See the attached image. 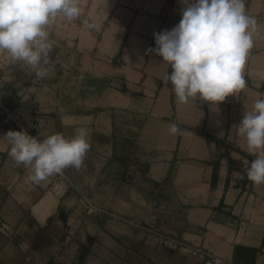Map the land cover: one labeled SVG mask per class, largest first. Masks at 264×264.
Wrapping results in <instances>:
<instances>
[{
  "label": "crops",
  "instance_id": "0c3cea01",
  "mask_svg": "<svg viewBox=\"0 0 264 264\" xmlns=\"http://www.w3.org/2000/svg\"><path fill=\"white\" fill-rule=\"evenodd\" d=\"M182 7L86 0L79 19L50 26L47 77L22 63L4 72L0 97L24 130L70 138L86 127L91 147L79 171L28 183L2 138L21 129L0 109V264H204L210 253L264 264V184L247 179L254 157L234 126L264 93V0H246L260 27L247 87L217 106L178 104L163 81L170 66L147 52ZM172 123L194 134L170 135Z\"/></svg>",
  "mask_w": 264,
  "mask_h": 264
},
{
  "label": "clouds",
  "instance_id": "9594fccd",
  "mask_svg": "<svg viewBox=\"0 0 264 264\" xmlns=\"http://www.w3.org/2000/svg\"><path fill=\"white\" fill-rule=\"evenodd\" d=\"M181 19L171 30L154 33L156 47L147 49L166 62L170 73L163 81L172 85L178 104L191 101L217 106L246 89L245 65L260 27L248 14L246 0H180ZM86 0H0V51L13 63L30 67L37 80L48 76L53 44L49 28L58 18L68 22L81 17ZM89 31H99V21H84ZM215 111H218L216 107ZM237 134L245 141L244 172L255 186L264 184V93L250 111L243 112ZM170 135H192L172 123ZM41 136L43 138H41ZM8 155L28 173L26 182L39 185L74 168L79 171L90 150V132L77 128L72 137L63 133L30 135L9 130Z\"/></svg>",
  "mask_w": 264,
  "mask_h": 264
},
{
  "label": "built area",
  "instance_id": "2783aa9c",
  "mask_svg": "<svg viewBox=\"0 0 264 264\" xmlns=\"http://www.w3.org/2000/svg\"><path fill=\"white\" fill-rule=\"evenodd\" d=\"M14 64L11 61L10 56L4 52L0 51V85L3 80L4 72L10 70L14 67ZM0 109L4 112L5 119L7 121H11L12 124L18 126L20 129H24L23 122L25 121V117L23 114L19 113L16 108H13L7 102L3 101L0 97ZM224 260L216 255L208 254V258L206 259L204 264H222Z\"/></svg>",
  "mask_w": 264,
  "mask_h": 264
}]
</instances>
